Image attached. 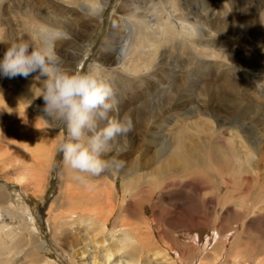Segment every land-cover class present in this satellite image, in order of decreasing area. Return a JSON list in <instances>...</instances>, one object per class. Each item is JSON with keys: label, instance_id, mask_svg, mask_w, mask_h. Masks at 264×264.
Instances as JSON below:
<instances>
[{"label": "bare ground", "instance_id": "1", "mask_svg": "<svg viewBox=\"0 0 264 264\" xmlns=\"http://www.w3.org/2000/svg\"><path fill=\"white\" fill-rule=\"evenodd\" d=\"M197 1L198 0H104L105 7L103 12L99 15L91 16L87 15L83 10V0H18L15 8L11 9L13 13L8 15V19L12 26H15L25 20L22 30L23 38L28 37L25 30L29 25L46 23L62 28L68 34L67 38L60 39L57 42L67 43V39L72 41L70 35H76L73 32L77 31L79 34L81 33V35L85 34L86 31L84 32L82 30L85 29L83 27H86L85 25L88 23L91 25L99 23L100 20L106 21L107 17L104 14H107L109 4L111 2H120L114 16L120 22L119 25L122 29L121 31L119 29H112L109 32L108 39L102 44V47L105 48L102 49L103 51L110 49L114 53L109 54L104 52L103 63L106 64L108 62V56H113V58L109 61V65L110 63H114L115 65L113 67H107H110L109 72H106L97 65H95V69L93 70L99 71L102 76L112 84L115 93L118 88L123 85L134 86L126 81H135L137 88L141 87L145 90H151L150 93H146V96H141V101L133 107L126 105L128 102L127 100H124L126 89L121 88L119 96L117 97L119 102L123 100V102H120L119 109H122V107H129L128 110L134 117L133 124L140 125L143 128H141L142 131L138 133L139 139L141 137L140 142L142 141L141 143L144 147L142 156H139L138 158L135 157L132 160H126V156L132 154L134 150L133 144L135 138L132 134L134 125L132 130L127 134L126 140L123 141V143L126 144V150L120 154V158L125 161L124 167L116 175L108 172H105V175L102 173L103 177L107 176L111 178L112 181L108 178V180H105L103 183L100 181L102 184L100 183L99 186L96 185L98 192L94 191L93 193H90L91 190H88L89 188L86 190L81 189L79 186V183L81 182L80 180L73 179L75 185L72 184L73 188H70V192L66 195L67 205L65 206L67 207V213L57 211V207L52 209L53 220L49 224L47 223L46 227H49V231L52 232L53 235L56 234V231L63 223L64 219L73 220L81 215L80 212L82 210L85 211L84 217L81 216L79 219L81 222L89 225V228L86 230V235L89 234L88 237L86 236V242H90L91 239V247L95 251H92L95 253L92 257H87V259H89L87 260L88 264H205L204 259L206 258L210 260L207 264H264V240L262 241V245L258 248V245H255L250 249V244H252L248 238L250 235H245V232L249 234V229L251 227H248L250 223L247 221L248 223L246 224V221L243 219L239 223L241 225H245V227L243 225L241 226L244 227V230L241 229L242 232H238L234 226H225V224L221 223L209 224L204 221H202V224L192 223L191 225L181 223L180 229L173 232V230L170 229L172 222L167 218L168 216L165 215L166 218L158 219L163 221V223L158 224L162 225V228L156 227L150 231V228H153L151 223L152 221L147 222L149 216L145 215V211L143 207H141V209H143L142 213L144 214L143 219L147 224L148 231H141L140 227L135 225L137 220L142 218H140L141 212L138 211L139 206L135 204L136 202H132V200L135 199H132V197L136 194L143 193L144 197H137L138 204H150L151 200L149 202L146 201L148 199H152V208L156 213L154 206L161 203L159 202V194H155V191L160 192L161 188H168L171 191L178 192L174 187L172 181L173 179L187 178L191 180L193 188L195 186L194 180L201 179L200 181L206 183L212 181L214 184L212 187L218 189L219 193L222 191L227 192V188L229 187L228 179L230 177H237L240 181H242V185L239 186L241 189L242 186H245L250 180L260 179L259 185H254L256 186V193L253 196L255 200L252 210L258 209L262 213L260 214L261 225H259L256 229H258L261 239H264V113L260 114L262 118L261 123L259 122L260 126L258 129L257 139H254L255 141H251L249 139L248 142L244 137V133H240V129L234 124L226 127L227 130L233 131V135L231 134V136L226 137L218 130L212 132L208 129L209 126L207 123L204 122L207 118H202L197 122L203 123V127L200 128L198 131L199 134L194 138L195 142L190 136L187 135L185 137L181 134L179 141L173 143L174 146H164L161 143L160 146L153 150L151 155L146 156L147 152L150 150V146L152 145L147 137H152L154 140L153 134L155 131L152 130V128L161 129L163 118L167 115L180 116L186 114L188 111L183 112L180 110L185 109L194 101L193 99L186 101V103H184L185 107L180 109V106H178V96L186 90V87L183 88L182 85L177 87L175 86L176 93L160 95L154 102L151 101L155 99V95L158 91L161 93L159 90L160 85H155L153 82L151 83L149 81L152 72L159 68L158 57L160 55L159 53L163 51L162 48L157 47L163 43L169 44L174 41H179L180 45H182L181 48H187L189 53L193 55V58L201 59L207 56H219L220 58H226L225 54L218 53L220 52V49L218 51V47L224 49L225 46L229 45L231 43V39L229 37L231 34L235 36L237 40H242L239 33H235V29L232 27H230V29H226L224 22L219 21L221 17L225 20H229V18L233 15V12L226 10V6H224L228 4L227 0H214L212 3H207L205 1L204 7L202 5V11H204V14L198 13ZM2 2L3 0H0V7ZM216 6H219L220 8H216ZM243 8L244 7H241V9ZM21 14L23 16L22 19H18V16ZM13 22H16V24H13ZM72 25L76 27L79 26V28L75 29ZM91 30H93L92 26L91 29H89V35ZM220 33L226 37L223 36L213 39L214 36L216 37ZM243 34L247 35L244 31ZM6 37L7 35L3 31L0 24V40L5 42ZM10 44L11 43L0 47V56L3 55L7 46ZM234 47L235 48H231L230 50H234L236 57H234L233 60H229L231 66L228 67L227 70L225 67L226 71L223 73L227 75L230 73L229 70L234 72L236 69L235 67H245L247 71L250 72L249 75L252 79L256 81L257 86L259 85L258 95H261V98L264 99V77L262 76L264 74V65L262 67V71H260L259 69H256L257 67L253 68L251 64H248V61H241V59L245 56L246 51L242 48H238L237 46ZM67 50L68 48H64V51ZM77 62L78 60L75 61V64ZM69 63L70 60L66 62L63 67L66 68ZM208 63L212 66L218 65L215 60L208 61ZM105 66L106 65H104V67ZM134 73H136L135 77ZM21 77L23 76L18 75L15 77H8L0 75V88L2 86V88L11 87V89L23 95V98L27 100V102H24L23 105L13 103L10 106H6L4 103L0 104V114H2L4 110H8L15 117V119L18 120L15 124H19L18 126H14L15 124H13L14 121L12 119L9 117L2 118L4 120H1L2 123L0 124V127L2 128V132L5 133L2 136L4 138H0V145H3L2 143L5 144L6 141L7 150L4 154H21L22 157L24 155L25 158L30 159L27 163L30 162L29 168L32 172L31 176L36 177V179L38 177L41 178L37 180L41 184L44 174L39 172V170H42L41 168L43 165L45 166L44 168H46L47 164L51 161L53 146H51L50 138H47L46 136L48 134V130L44 124H42V129L40 130L38 122H24V120L27 121L25 119L27 116L25 117L22 107L25 106L24 104H27L29 109H31V111H35L37 113L36 114L34 112L36 116L40 117V113L37 110L39 108L37 103L39 92H41L43 87L44 77L40 76L38 72H34L27 76L30 77V79ZM31 80L35 81V84L34 82L30 83ZM219 105L223 106L222 103ZM256 105H259V103L256 102L255 104H252V107ZM259 106L260 110H264L262 108L264 106V102ZM223 108L225 109V107ZM255 110L256 109H253L254 113L256 112ZM189 112H196V114H199L200 109L198 107L197 110L196 106L195 108L189 110ZM185 118H187V116H183L181 121ZM209 118H211V115H208V119ZM6 120L10 122H7ZM21 120H23V122ZM212 120L213 121L210 119L208 120L211 125L214 122L213 118ZM45 122L46 124H50L47 119H45ZM150 122L151 125L149 126ZM56 123L58 125L60 124L59 122ZM179 124L181 123L176 122L174 127L179 126ZM222 126L219 128H222ZM227 132L228 131H225L226 135ZM234 135L235 137H233ZM230 137L237 138L241 141V144L243 145L241 146L243 147L242 150L238 151L235 149L237 148L235 146L236 142L234 143ZM36 138H43L46 142H44V144L38 143L35 141ZM173 140L175 139L173 138ZM2 147L4 146H1L0 148ZM241 151L243 155L240 154ZM254 161L255 166L253 165ZM257 164L260 165L258 166ZM67 168L69 169V172H75L70 167L67 166ZM250 171L256 173L252 178L251 174L254 173H250ZM98 176H101V174L96 177ZM90 179L91 177L89 176L88 181ZM118 182H120L123 189L121 194H118ZM235 183H237V181H235ZM4 187L5 186L2 185L0 186V189ZM252 190L253 189L250 191ZM239 193L241 196L250 197L251 195V193H247L244 190ZM94 196L97 198L94 199ZM228 200L231 203L232 200ZM239 200L241 199L239 198ZM240 202L237 201L234 206L236 207L239 204L241 205ZM59 205L64 206V204ZM172 205L174 206V204ZM10 206L14 207L17 205L10 201ZM51 206L53 207L52 204ZM105 206L108 208H105ZM225 208L227 209L230 207L228 205ZM239 209L245 208L241 205ZM218 213L220 214L222 211L219 210ZM193 217L195 223L198 219V215H194ZM33 218L34 217L32 215L29 216L28 220H25L22 217V222L17 221L16 227H12L5 222L6 218L4 219L2 214H0V264L3 263L4 259H7L9 262L11 254L14 258L20 256L19 253L23 250H18L17 245L15 243L11 244L10 240L16 239L18 237V233L23 235L22 230L24 227L30 225V223L27 222L33 221V224L36 226ZM243 218L245 219L246 216ZM96 225L99 226V229L96 232L90 231V228ZM202 227H208L213 230V233H217V235L207 236L208 239H205V242L202 241L203 243L199 242L201 244L200 245L195 242L197 240L194 241L191 238L192 234L197 233V229L201 230ZM103 230L106 235L114 234L115 231H120V233L118 232L122 235L120 237V242L117 243V240L115 241L117 236L116 238H110L109 236L106 237L104 234H100L101 236H99V233L103 232ZM209 232L210 231H208V233ZM180 234L185 235L187 238L178 237L177 235ZM97 235L99 237L97 239H93ZM24 237L25 236L23 235V239ZM243 237L246 238L243 239ZM154 238L157 240L167 239L170 245L166 247L165 252L162 253L156 249L152 252V255L147 257L149 251L151 250V240ZM38 240L39 241L36 243L33 242L32 245L33 247L37 246L38 248H42L44 241H40V239ZM97 245H100L101 247V255L97 254ZM28 248L27 251L29 250ZM88 248L82 249V253L78 257L77 254H70L69 260L72 261L71 263L75 261V257L78 259L86 257L84 255L87 253ZM169 254L171 255L169 256ZM111 258L114 259L111 260ZM36 264L54 263L50 258L46 257L45 259L42 258L41 261H37Z\"/></svg>", "mask_w": 264, "mask_h": 264}, {"label": "rangeland", "instance_id": "2", "mask_svg": "<svg viewBox=\"0 0 264 264\" xmlns=\"http://www.w3.org/2000/svg\"><path fill=\"white\" fill-rule=\"evenodd\" d=\"M205 1L207 3H212L214 0H198L196 3L198 5L197 8L199 14H204V11L202 10L205 5ZM17 2L18 0H3L2 5L0 7V24L3 31L7 35L6 41L4 43H0V47H3L9 43H13L22 37V30L25 24V20L21 21L15 26H12L8 19V15L13 13L11 9L15 8ZM227 2L228 4L224 6H226V10L232 11L233 15L229 18V20H225L221 17L219 21L224 22L226 29H230V27L235 29V33L238 32L240 37H242L241 38L242 40H237L235 36L231 34L229 36L231 39V43L225 46L224 49L218 47V51L220 49V52L218 53L225 54L226 58H220L219 56L217 57L207 56L201 59L193 58V55L189 53L187 48H181L182 45H180L179 41H174L173 43H169V44L163 43L162 45L157 47V48H162L163 51L159 53L160 55L158 57L159 68H157L156 71L152 72L149 81L151 83L153 82V84L155 85L158 86L160 85L159 90L161 91V93H159L158 91V93L155 95V99L151 101L154 102L160 95H169L171 93H176L175 86L177 87L179 85H182L183 88L186 87V90L180 93V96H178V102H179L178 106H180V109H183L185 107L184 103H186V101L190 99H193L194 101L185 109L180 110L183 112L188 111L186 114L180 116L167 115L163 118L161 129L152 128V130L155 131V133L153 134L154 140L152 139V137H147V139L151 142L152 145L150 146V150L147 152L146 156L151 155L153 150L156 147L160 146L161 143L164 146L166 145L174 146L173 143L179 141L181 134L185 137L187 135L190 136L191 139L195 142L194 138L199 134L198 131L200 130V128L203 127V123H197V122L200 121V119L202 118H207V120L204 122L207 123V125L209 126L208 129H210L212 132L218 130L226 137L231 136V134L233 135V131L227 130L226 127L234 124L240 129V133H244V137L248 142L249 139L251 141H255L257 139L258 129L260 126L259 122L261 123V118H262L260 114L264 113V110H260V106H259L264 102V99L261 98V95H258L259 85L257 86L256 81L252 79V77L249 75L250 72L247 71L245 67L243 68L235 67L236 69L234 70V72L232 70H229L230 73L227 75L224 74L223 72L226 71L227 68L231 66L229 60H233L234 57H236L234 50L233 51L230 50L231 48H235L234 46H237L238 48H242L246 51V54L241 59V61L243 62L248 61V64H251L253 68L257 67L256 69L262 71V67L264 65V0H244V1L227 0ZM119 3L120 2L118 3L111 2L109 4L107 9V14H104L107 17L106 21L100 20L99 23H95L91 25L90 23H88L87 25H85L86 27H83L85 29L82 30L84 32L86 31L85 34L81 35V33L79 34V32L76 31L73 32L76 35H70L72 41L70 39H67V43H63V42L56 43L55 51L58 57L60 58L61 64L64 66L66 62L70 60V63L67 65L66 69H68L69 71H89L95 69V65H97L98 67L104 69L106 72H109L110 67H113L115 65L114 63H110L109 65V61L113 58V56H108L107 57L108 62L106 64L103 63L104 52H107L109 54H114V53L110 49H106V51H103L102 49L105 48L102 47V44L105 43V41L108 39L109 32L112 29H119L120 31L122 29L121 26L119 25L120 22L114 16L115 12L119 7ZM241 7L244 8L241 9ZM216 8H220V7L216 6ZM22 17L23 16L21 14L18 16V19H22ZM13 24H16V22H13ZM91 26L93 27V30L90 31V35H89V29H91ZM73 28L78 29L79 26L77 27L73 26ZM243 31L246 32L247 35H244ZM223 36L224 35L220 33L216 37L214 36L213 39ZM64 48H68V50L64 51ZM77 60L78 62L75 64V61ZM213 60L217 61L218 65H213V66L209 65L208 61H213ZM104 65L106 66L104 67ZM108 66L110 67L107 68ZM135 75L136 73H134V77ZM262 76L264 77V74ZM21 78L30 79V77H25V76ZM33 82L35 84V81L32 80L30 81V83ZM126 82L131 83L134 86L123 85L119 88L117 87L118 90L116 92V97L119 96L120 93L119 91L121 88L126 89L124 100L125 101L127 100L128 103L126 105H130L129 107H133L137 105L141 101L142 98L141 96H146V93L151 92L150 89L145 90L144 88L141 87L137 88V84H135V81H126ZM2 87L0 88V104L4 103L6 106H10L13 103L14 104L16 103L18 105L21 104L23 105L24 102H27V100L23 98V95L15 92V90L11 89V87L10 88L9 87L2 88ZM120 102H123V100H121ZM256 102H258L259 105L252 107V104H255ZM44 103L45 102L43 100L42 95H39L38 103H37V106L39 108L37 110L40 113V117L36 116L37 113L35 111H31V109H29V106L27 104H24L26 107L25 106L22 107V111L24 112L25 117L27 116L25 118L27 121L24 120V122H31V123L33 121L36 123L38 122L39 123L38 126L40 127V130L42 129L41 128L42 124H44L45 127H47L46 129L48 130V134L46 136L47 138L48 137L50 138L51 146H53L51 161L47 164L46 168H44L45 166L43 165V167L41 168L42 170H39V172H42L44 174L41 184L37 181L41 178L38 177L36 179V177L31 176L32 172L29 168L30 162L27 163L30 159L25 158L24 155L22 157L21 154H16V155H12L9 153L4 154V152H6L7 150L6 141L5 144L2 143L3 145H0V147L4 146L0 148V186L2 185L5 186L4 188L0 189V214H2L4 219L6 218L5 222L11 225L12 227H16L17 221L22 222V217L25 220H28L30 215L34 217L33 220L36 223L35 226L33 224V221L27 222L30 223V225L29 226L27 225L22 230V233L25 236L24 239H23V235L21 233L20 234L18 233V237L16 239L10 240L11 244L15 243L17 245L18 250H23V251L19 253L20 256L17 258H14V256H12L11 254L10 261L8 262L7 259H4L2 264H36L37 261H41L42 258L45 259L46 257L50 258L54 264L55 263L56 264H84V263L88 264L87 260L89 259H87V257H92L95 254L94 253L95 251L91 247V239L90 242H86V239L89 235V234L86 235L87 234L86 230L89 228V225L81 222L79 219V217L81 218V216L84 217V213H85L84 210L80 212L81 215L78 218L76 217L73 220L64 219L63 223L59 226L55 235H53V233L49 231V227H46L47 223L49 224L53 220L52 219L53 208L57 207L58 208L57 211H62V213H67V207L65 206L67 205L66 195L67 193L70 192V188H73L72 184L75 185L73 179L77 180L76 178L77 173L68 171L69 169L67 168V165H65V163L63 162L62 154L56 151V144L60 140V138L65 134V128L62 123L58 125L56 121H51V122L49 121L50 118L48 117L47 113L44 111ZM221 103L223 106L219 105ZM196 106H197V110L198 107L200 109L199 114H196L197 111L189 112V110L195 108ZM129 107L126 108L122 107V109H119V113H117L116 115L118 116L127 115L133 121L134 117L130 114L128 110ZM223 107H225V109ZM262 108L264 109V106ZM253 109H256L255 113ZM208 115H211V118H209L211 121H213L212 118L214 119L212 125L208 121L209 120ZM183 116H187V118L181 121ZM6 117L12 119L14 121L13 124L17 123L16 121H18L8 110H4L2 114H0V124L2 123L1 120H4L2 118H6ZM45 119H47L50 124H46ZM21 121L23 122V120ZM176 122L181 124H179V126L177 127H174L175 126L174 124ZM221 124L224 126H222ZM18 125L19 124H15L14 126H18ZM134 125L135 124H133V126ZM150 125L151 122L149 123V126ZM221 126L222 128H219ZM141 128L142 126L140 125L134 126V129L132 131L133 132L132 134L134 135L135 138L133 144L134 150L132 154L126 156V160H132L135 157L138 158L139 156H142V151L144 150V147L142 146L141 143L142 141L140 142L141 137L139 139V135H138V133H140L143 129ZM225 131H228L230 133L227 132L226 135ZM0 132H1L0 138L3 139L4 137L2 136L4 135L5 132H2L1 127H0ZM233 137H235V135ZM233 137L230 138L234 141V143L236 142L235 146L237 148L235 149H237L238 151L242 150L243 147L241 146L243 145L241 144V141ZM173 138L175 140H173ZM35 141L42 144L46 142L44 141L43 138H39V139L36 138ZM113 154L114 153H112L111 155ZM240 154L243 155L242 151L240 152ZM253 165L255 166V161ZM257 165L259 166L260 164ZM250 173H254L251 174V178L256 174L255 172H251V171ZM103 175L105 174L103 173ZM103 175L101 174V176L98 177L90 176L91 179L89 181L87 180V182L80 180L81 182L79 183V186L81 187L82 190H86L87 188H89L88 190H91L90 193H93L94 191L98 192L97 186H99L101 182L103 183L105 180L108 179L112 181L111 178L107 176L103 177ZM200 180L201 179L194 180L195 186L193 188V186L191 185V180L187 178L173 179L172 181L174 187L177 189L178 192L171 191L168 188H161L160 192L155 191V194H159V202L161 203L154 206V208L156 209V213L155 210L152 208L153 205L152 199H148L146 201L149 202L151 200L150 204L147 203L138 204L137 197L140 196V198H142L144 196L143 193L136 194L134 197H132V199L135 198L134 200H132V202L133 203L136 202L135 204L139 206L138 211L141 212L140 218L142 219L137 220L135 225L140 227L141 231L143 230L144 231L146 230L145 232L148 231L147 224L143 219L144 217V214L142 213L143 209L145 211V215L149 216L147 222L152 221L151 223L153 225V228H150V231L151 229H155L156 227L162 228V225H158V224L163 223V221L158 219L166 218L165 215H167L168 216L167 218L172 222V226L170 227V229H172L173 232L175 230L180 229L181 223H184L186 225H191L192 223L202 224V221L209 224L221 223V224H225V226L228 225L230 227L234 226V228H236L238 232H242V230H244L243 228L245 227V225L242 224L244 227H241L242 225L239 223L243 219L244 221H246V224L249 222L250 224L248 227H251L250 229L247 227L249 229V234L245 232V235L246 234L247 236L250 235L248 237L252 243L250 244L251 246L250 249L255 245H258L257 248L260 245H262V241L264 239H261V235L259 234L258 229H256L259 227V225H261L260 214L262 213L258 209L252 210L255 200L253 196L256 193V188H255L256 186L254 185H259L260 179L250 180L251 182L249 181L248 183H246V185L242 186L241 189L239 188V186L242 185L241 183L242 181H240V179L237 177H230L228 179L229 187L227 188V192L222 191L221 193H219L218 189L212 187L214 186L212 181L206 183ZM235 181H237V183H235ZM251 189L253 190L250 191ZM117 190H118V194H121L123 191L120 182H118L117 184ZM243 190L246 191L247 193H251L250 197L241 196L239 192ZM222 195L223 196L225 195L224 198ZM238 197L241 200H239ZM96 198L97 197L94 196V199ZM228 199L232 200L231 203ZM235 200L236 202L241 201L240 203L241 205L244 206L245 209H239V207L241 206L239 203H237L239 204L238 205L239 207L238 206L235 207L234 206L236 205ZM10 201H12L14 204L17 205L14 206L16 208L10 206ZM51 204L53 205V207L51 206ZM59 204L62 205L64 204V206H61ZM172 204H174V206ZM228 205L230 208L226 209L225 207ZM141 207H143V209H141ZM105 208L108 207L105 206ZM219 210H221L222 213L223 212L224 213L219 214L218 213ZM194 215H198V219L195 223L193 220ZM245 216L246 218L244 219L243 217ZM37 229L40 231H38ZM98 229L99 226L96 225L94 227H91L90 231L96 232ZM202 229L201 230L197 229L198 232L192 234L191 239H193L194 241L197 240L195 241L197 244H200L199 242L203 243L202 241L205 242L210 235H214V236L215 234L217 235V233L215 232L213 233V230L209 229L208 227H202ZM206 229L211 233L210 232L208 233ZM116 232L120 233V231H115L114 234L106 235L103 230V232L99 233V236H101L102 234L106 235V237L109 236L110 238H116L117 236L115 241L117 240V243H119L120 237L122 235H120L119 233L117 234ZM99 236L97 235L93 239H97ZM177 236L181 238H187L185 237V235H181V234ZM245 238L246 237H243V239ZM38 239H40V241L42 240L44 241L42 248H38L37 246L33 247L32 245L33 242L34 243L38 242L39 241ZM166 240L167 239H162V240L161 239L157 240L155 238L152 239L151 240L152 245L150 246L151 250L149 251L147 257H149V255H152V252L156 249L158 251H161L162 253L165 252L166 247L170 245L168 240L167 241ZM27 248L29 249L28 250L29 253L27 251ZM86 248H88L87 249L88 255L87 253L84 252L85 253L84 256L86 257H81L80 258L81 260L78 259L77 257L82 253L81 250ZM97 248H98L97 254L101 255L102 252L100 249L101 248L100 245H97ZM70 254H77V257H75V261H73V263H71L72 261L69 260ZM170 255L171 254H169V256ZM113 259L111 258V260ZM204 261L205 264L210 262V260L207 258L204 259Z\"/></svg>", "mask_w": 264, "mask_h": 264}, {"label": "clouds", "instance_id": "3", "mask_svg": "<svg viewBox=\"0 0 264 264\" xmlns=\"http://www.w3.org/2000/svg\"><path fill=\"white\" fill-rule=\"evenodd\" d=\"M104 7V0H83L82 4L91 16L102 13ZM25 31L28 38L11 43L0 56V75L27 77L38 72L44 77L39 94L45 102L44 111L50 122L62 123L65 128L56 151L78 180L87 182L89 176L105 172L118 174L125 165L120 158L126 150L122 141L133 121L127 115H116L119 101L112 84L99 71L63 67L55 51L56 42L68 35L62 28L39 23Z\"/></svg>", "mask_w": 264, "mask_h": 264}]
</instances>
